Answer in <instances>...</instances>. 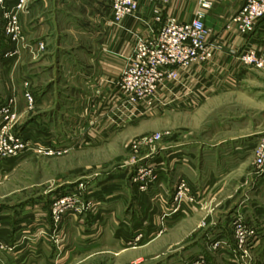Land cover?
Segmentation results:
<instances>
[{"label": "rangeland", "instance_id": "1", "mask_svg": "<svg viewBox=\"0 0 264 264\" xmlns=\"http://www.w3.org/2000/svg\"><path fill=\"white\" fill-rule=\"evenodd\" d=\"M74 1L0 0V116L12 111L9 133L30 144L0 157V264H264V71L239 59L213 71V57L191 68L207 69L208 87L115 106L114 120L115 96L93 105L104 86L56 49L64 39L74 53L93 17Z\"/></svg>", "mask_w": 264, "mask_h": 264}, {"label": "built area", "instance_id": "2", "mask_svg": "<svg viewBox=\"0 0 264 264\" xmlns=\"http://www.w3.org/2000/svg\"><path fill=\"white\" fill-rule=\"evenodd\" d=\"M148 1L161 7L171 3L172 0ZM193 1L196 3V9L191 21H181L176 15H168L163 19V15L158 13L155 22L161 26L157 30L152 29L149 37L137 38L132 53L118 81L115 82L114 103L115 106L124 109L123 113L128 106L140 107L141 105L147 109H154L156 106L170 103L171 99L168 97L175 90L174 86L181 80L182 73L214 57L215 49L210 43L214 29L206 24L205 19L208 11L214 8L216 1ZM25 2L26 0H20L18 5H23ZM108 3L114 24H121L140 8V0H108ZM262 20H264V0H245L227 28L231 29L234 24L239 33L248 35ZM9 29L11 30V26ZM12 30L15 31V28L12 27ZM236 57L244 65L264 71V54L261 55L256 50L252 48L241 50L236 52ZM164 91H166L165 95ZM14 116L9 109L0 116V157L10 162L29 152L30 145L24 138V132L9 133L10 129L15 128L10 127L9 123ZM260 152L261 165L264 166V150ZM56 212L59 211L56 210ZM233 223L241 247L248 241V230L245 223L238 218H235ZM250 245L248 243L246 247Z\"/></svg>", "mask_w": 264, "mask_h": 264}, {"label": "crops", "instance_id": "3", "mask_svg": "<svg viewBox=\"0 0 264 264\" xmlns=\"http://www.w3.org/2000/svg\"><path fill=\"white\" fill-rule=\"evenodd\" d=\"M215 1L214 8L208 11L205 19L206 24L214 29V33L210 39V43L215 49L213 61L215 66L213 71L216 68L217 71H227L228 66L232 67V63L235 62L234 60H238L236 52L250 47L264 49V20L260 21L250 34L243 35L239 33L236 25L233 24L231 29H228L227 25L232 17L242 8L245 0ZM74 2L83 4L86 9H89L90 15L93 17L89 21H86L87 23L84 22L80 26L84 30L80 32V35L83 34V36H75L69 42L75 48L74 53L71 54L70 51L61 47L64 39L58 43L59 47L56 49H60V53L68 54L73 62L70 67L72 70L78 71V76L84 75L86 80L93 81L95 79V81H99L104 86L99 98L91 100L93 105L103 104L104 102L108 103L104 98L107 97L110 101L113 97L115 82L118 81L129 55L132 53L137 38L149 37L152 34V29L157 30L161 26V24L155 22V17L158 13L163 15V19L168 15H176L181 21L188 22L193 19L196 9V3L193 0H172L171 3L161 7H157L148 0H140V8L136 16L126 18L121 24H114L108 0H91V2L89 0H76ZM37 5L41 6L43 3L40 2ZM39 22H37L36 29L40 30V34H42L44 26ZM77 26L78 24L76 23ZM40 37L43 41L50 39V37ZM54 44L56 46L57 41ZM78 53L80 54L79 57L77 56ZM80 56L84 60H88L89 63L84 65L77 63V60H82L79 59L81 58ZM47 57L51 56L47 55ZM207 72V69L202 68L197 70L191 69L189 72L182 73L183 81L181 87L177 83L174 89L181 88V90H185V93H189L191 87H193L192 85H196L198 89L208 87L203 82ZM89 76L95 78L90 79ZM87 84L89 83L87 82ZM106 103L103 105V108H107ZM112 106L114 116L112 119L116 120L121 116L119 115L121 111L119 112L116 109L114 103ZM106 118H103V120ZM184 151L185 149L182 148L174 154L173 158L175 160L180 159L181 157L177 156H181ZM255 216L261 223L258 227L261 231L260 235L263 238H261L262 244H259L258 251L262 254L261 258L263 257L264 260V211L256 213ZM226 217L220 225H217L221 230H226Z\"/></svg>", "mask_w": 264, "mask_h": 264}]
</instances>
